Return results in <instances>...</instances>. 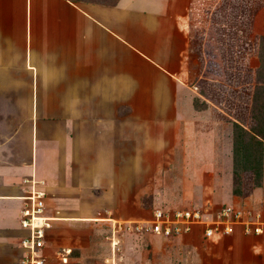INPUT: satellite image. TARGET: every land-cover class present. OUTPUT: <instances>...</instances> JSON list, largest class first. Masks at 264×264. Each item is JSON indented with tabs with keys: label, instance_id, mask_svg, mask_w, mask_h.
I'll list each match as a JSON object with an SVG mask.
<instances>
[{
	"label": "crops",
	"instance_id": "crops-1",
	"mask_svg": "<svg viewBox=\"0 0 264 264\" xmlns=\"http://www.w3.org/2000/svg\"><path fill=\"white\" fill-rule=\"evenodd\" d=\"M204 1L0 0V264H18L24 253L19 242L27 231L20 221L32 191L44 193L45 215L53 219L45 237L52 247L42 252L64 254L63 262L86 233L109 239L114 251L122 236L113 222L125 219L131 195L170 194L174 204L192 197L209 210L219 200L243 210L264 204V166L260 186L245 171L241 192L233 193V123L242 125L230 119L235 109L211 106L189 81V64L198 78L209 59L230 67L229 60L215 58L219 50L229 57L227 43L206 48L207 31L219 21L198 18L195 10ZM214 69L204 76L205 88L227 100L234 79ZM194 99L205 107L196 109ZM185 100L188 107L178 109ZM206 130L215 138L202 135L189 152L188 135L196 139ZM145 160L152 167L146 177ZM178 163L182 179L173 186ZM162 173L166 179L158 181ZM93 194L111 195L112 208L95 209ZM101 210L105 218L92 216ZM262 229L245 235L238 226L205 245L188 240L196 228L143 241L161 250L159 264H264ZM151 236L168 243L156 245ZM135 239L127 235L124 248L131 264H140L133 259ZM62 245L67 253L57 251ZM79 247L81 255L89 249Z\"/></svg>",
	"mask_w": 264,
	"mask_h": 264
},
{
	"label": "rangeland",
	"instance_id": "rangeland-1",
	"mask_svg": "<svg viewBox=\"0 0 264 264\" xmlns=\"http://www.w3.org/2000/svg\"><path fill=\"white\" fill-rule=\"evenodd\" d=\"M203 3L205 4L201 3L202 5H199V8L195 10L201 14L200 16H198V18L201 17V21H204L202 23H206L205 22L206 17H208V19L213 18L214 20L219 21L217 24L213 25L214 28L210 27L209 30L207 31L208 35H207V40L205 42L206 48L207 46L212 48V47H215L216 45L220 49V47L225 46V44L227 43L228 48L230 50V51H227L229 57L227 58L225 56L227 55V53L220 52L219 50L218 57H215V58H219L221 63L225 62V60H229L230 67L224 68L220 64L221 67L219 65V68H218V66L214 65L215 62L211 63V60L209 59L208 64L206 66L207 70H205L203 75H201L203 78L202 77L198 78V75L194 74V72H197L195 71L196 67H194V65L192 64H189L191 68V71L189 73V81H191L193 84L194 83L198 84L200 86V90L202 91V94H206L207 96H209L208 97L210 99L209 104H211V106L213 107L217 106V107L223 108L225 109V111L227 110L229 111L232 108L235 109L234 115L233 113L230 114L231 116L230 119L233 121H238L244 127L249 128L250 126H253V124L255 123V120L251 118L250 99H251V94L253 90V85L256 79L255 78L256 70L259 66V58H258L259 41H260L261 36H264V0H215L212 4H210V0H209V2L204 1ZM217 17L218 18L220 17V18L218 19ZM229 37L230 39H228ZM228 48H225V49H228ZM204 55L208 56L206 54ZM206 58H210V57H206ZM212 67L213 69L215 68L214 69L215 75L220 74L221 78H225V76H230L232 77V80L234 79L233 80L234 82L229 84V86H227L224 83L228 88H231L227 91L229 99L225 96L227 100L217 98L216 96L217 92L215 88L213 89L210 88L211 93H210V90L205 88L206 86L204 84V76L206 75L209 76L211 74V72L209 71V68H212ZM205 89L207 90V93ZM177 105L178 104L175 105V109H177ZM187 107H188V104L185 100L182 102L181 105H179L178 109H185ZM189 117H190L189 113L182 116V118H187V119ZM200 129L201 128H199V130ZM178 130L176 129V132H175L176 139H179L181 137ZM202 135L203 137H205V139H207L208 137L210 138V136L215 138V134L211 133L209 130H206L203 134L200 133V131H198L196 139H195V136H191L189 134L187 137V139H189L188 145L190 146L188 147V149L190 150L189 152H191L192 148L195 145L197 146L198 144H200L201 141H203ZM175 147H176V144H175ZM178 149L179 147L177 148V151ZM146 160L144 161V164L146 168L149 170V172L147 170V172L145 173V177L147 176V173L150 176V173H151L150 168H152L151 164L148 163V161ZM204 164L210 165L206 163ZM175 167H176L175 172H174V169L173 171H171L172 172L171 180H172L173 186L176 184L178 185V183H180L179 181L182 179L181 178L182 169H181L180 163L176 164ZM160 175L158 177V181H159V178L166 179V174L162 173ZM149 179L150 178H148V181ZM167 181H169V179H167ZM161 183L162 181H160V185H162ZM186 184L189 185L188 180ZM155 196L156 195H151V194H141V195L139 194L137 196L131 195L129 197H125V199L127 198L130 201L129 202L130 204L127 205L126 210H125V212L127 213L126 214L127 217L125 216L124 217L125 219H120L122 218L120 217L118 221L116 220V223L113 222L115 225V227H113L115 228L114 229L115 235L116 236L118 235L119 237L122 236L121 237L122 240L118 242V245L115 244L114 251L111 250L112 246L110 245L111 241H109V239L100 240L102 237L99 236V237H95L96 240H94L93 236H88V233H86L84 234V240L82 241L81 245H76L72 247L71 245H68L72 248V250H71V253L68 255L69 258L67 262L65 261L63 262V260H61L60 258L64 254L60 253L59 255L57 252L45 254L43 250L44 256L47 258L46 264H131L133 261L130 259L129 256L127 257L128 249H126V246L124 248L125 238L127 237V235H131V238H134V239L135 237L138 238V236H140L139 240L135 239V241L137 242L134 245L135 247L134 250L136 251V253H134V251L132 252L136 254V256H134L133 258L135 262H138L140 264L141 263L154 264L155 262V264H159L160 261L158 259L160 256H157V255L158 253L159 254L161 253V250L159 251L155 250L151 246L152 245L151 242L146 243L143 241L144 236L145 237L150 236V234H154V233H147V232H141V231L136 230L135 229L136 223L137 222L141 223V221L151 220L152 212H153V209L155 208H160L163 210H170V211L175 210V209H182V208L183 209L184 208H196V209L201 210L203 213L209 212L210 210L207 208H203L205 205H201L197 201L196 203L191 201L192 197L189 200L186 199L185 201H182L183 203L174 204L171 198H173L174 200L175 197L170 196V194L165 195V196L158 195V197H155ZM94 200H96L97 202ZM112 203H113L112 197L109 194L105 197H98L93 194L92 205L94 206L95 209L101 205H107L109 207ZM214 204L217 206H220L222 204L236 206V204L230 203L228 200H219L218 202H215ZM107 206L106 208H108ZM111 208H112V205H111ZM245 211L264 212V204L262 202H259L258 204H256L255 209L245 210ZM99 213H94L92 214V216H98V218H102L103 216H106V215H103L104 213L103 210H101ZM111 213H113V211ZM52 220L48 222L50 223ZM143 223L145 225V222ZM50 227H51V224L49 225L48 228ZM193 228H196V230L194 233H190L187 235V236H191L188 238V240L192 241L191 243L193 244L198 243V245H203V244L205 245V243L207 242L206 241L207 239L203 237L202 233H200V230L197 229L199 227L194 226ZM236 228L233 232L236 231ZM240 230L243 234L250 235V234L244 233L241 227H240ZM176 235L177 234L169 235L165 237L172 238ZM160 237L161 236H151L150 238L155 240L154 243L156 245H158L157 243H159V245L161 244L164 245L165 240H163ZM167 243L168 241H166L165 244ZM44 246L48 247L49 249L52 247V242L49 238H48V241H45L43 248ZM79 246L87 247L89 249H87L88 251H86L83 255H81L79 252L81 248ZM66 247H67L66 245H62L57 249V251L58 250L62 251V249L64 251V248ZM173 249L176 254L179 253L178 251H176V248H173ZM153 252H156V256H155L156 261H154L152 258ZM64 253H67V252L64 251ZM173 264H181V262L179 259H174Z\"/></svg>",
	"mask_w": 264,
	"mask_h": 264
},
{
	"label": "built area",
	"instance_id": "built-area-1",
	"mask_svg": "<svg viewBox=\"0 0 264 264\" xmlns=\"http://www.w3.org/2000/svg\"><path fill=\"white\" fill-rule=\"evenodd\" d=\"M42 191H32L25 196L26 204L21 218V227L27 234L20 240L24 250L18 264H46L47 258L42 252L46 230L51 217L45 215V203ZM145 222V225L144 223ZM264 225V212L245 211L239 207L222 204L216 209L203 213L196 208H182L175 210L153 209L149 221L137 222L135 229L141 232L154 233L161 236L185 234L199 227L203 237L210 239L233 233L237 226L244 233L258 235Z\"/></svg>",
	"mask_w": 264,
	"mask_h": 264
},
{
	"label": "trees",
	"instance_id": "trees-1",
	"mask_svg": "<svg viewBox=\"0 0 264 264\" xmlns=\"http://www.w3.org/2000/svg\"><path fill=\"white\" fill-rule=\"evenodd\" d=\"M259 66L251 94V118L253 126L244 127L233 123L232 131V161H233V193L241 192L242 173L250 171L253 174L254 186H260L263 179L264 166V36H261L258 50ZM196 109L204 108L205 103L194 99Z\"/></svg>",
	"mask_w": 264,
	"mask_h": 264
}]
</instances>
